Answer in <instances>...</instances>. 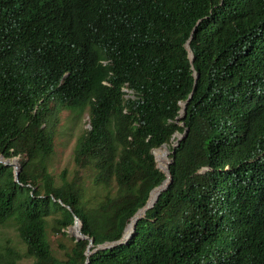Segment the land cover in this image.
<instances>
[{
  "label": "trees",
  "instance_id": "16d2710c",
  "mask_svg": "<svg viewBox=\"0 0 264 264\" xmlns=\"http://www.w3.org/2000/svg\"><path fill=\"white\" fill-rule=\"evenodd\" d=\"M64 110L88 113L72 180L50 170ZM185 129L168 188L87 264H264V0H0V155L21 166L0 163V264H83L87 239L49 241L75 216L91 250L120 239Z\"/></svg>",
  "mask_w": 264,
  "mask_h": 264
},
{
  "label": "rangeland",
  "instance_id": "374dc122",
  "mask_svg": "<svg viewBox=\"0 0 264 264\" xmlns=\"http://www.w3.org/2000/svg\"><path fill=\"white\" fill-rule=\"evenodd\" d=\"M74 113L75 112L71 110H64L59 116V128L55 141V155L52 159L50 168L51 172L57 175V177H60V174L62 172H65L70 180L83 173L78 172L77 167L74 165L72 153L78 137L85 131V129L89 127L87 111H85L80 116H76L75 118ZM162 152V149L156 151L157 167L165 166L160 162V159L158 158L162 154ZM168 157L170 159V155H168ZM170 164L166 163V165H168V171ZM160 170L163 172L162 169ZM208 170L209 168H204L202 170V173ZM70 232L71 227L68 229V237H63L60 234L52 233L49 236L50 244L52 245V248L56 255L59 257L64 254L65 250L58 245L64 244L65 246H68L70 244V237L73 238ZM8 242L17 243L15 231L8 225H0V247L6 245ZM17 264H31V260L23 259Z\"/></svg>",
  "mask_w": 264,
  "mask_h": 264
},
{
  "label": "water",
  "instance_id": "95a60500",
  "mask_svg": "<svg viewBox=\"0 0 264 264\" xmlns=\"http://www.w3.org/2000/svg\"><path fill=\"white\" fill-rule=\"evenodd\" d=\"M189 42L190 41L188 40V42L185 45V48H186V50L188 52V56H189V59H190V64H191V66H193L194 56H193V53H192V51L190 49ZM195 78L197 79L198 75H195ZM187 101H185L183 103V109L181 110V115L182 116L185 115V109H186ZM179 117H181V116H179ZM181 125L183 126L184 124L182 123ZM187 134H188V130L187 129L184 131L183 134H177V135L174 134V137L176 139H175L173 148H175L178 145V142L182 138H185L187 136ZM160 149H162L163 152L158 158L160 159V162L165 161V166H159L158 168L163 170V173H165V176H166V180H164L163 183L160 186L154 188L150 192V195H149V198H148L146 204L144 205V207L139 209L132 216V218L130 219V221L127 224L126 228L124 229V232H123L121 238L118 241L105 242V243L99 245L96 249H102V250L109 249V248H112V247H115V246H118V245H122L127 239H129L132 236V233L135 231V228H136L138 220L140 218L144 217L146 211L151 209L153 207V205L155 204V202L158 200V197H159L160 193L168 187V184L171 182V176H170V173L168 171V165H166V163L167 164H170V163L172 164L173 163V158L169 159L168 155L169 154H174V151H169V149L165 145H162L161 147L153 150V154H154L155 158H156V151L160 150ZM18 160H19L18 156L14 157L12 159H6V158L3 157V155H0V163L4 164V165H7V166H11L14 169V177H15V181L16 182L18 181V174H19V172L21 170V166H20ZM156 161H157V159H156ZM81 227H82V224H81L80 220L75 216L74 223L71 226V232L70 233H71V236L76 239V241H79L81 239H87L88 240V245H87V248H86V251H85L86 260L83 263V264H87L89 255L92 252H94L96 249L91 250V248L93 246V238H90V237L84 235L81 232Z\"/></svg>",
  "mask_w": 264,
  "mask_h": 264
},
{
  "label": "clouds",
  "instance_id": "9594fccd",
  "mask_svg": "<svg viewBox=\"0 0 264 264\" xmlns=\"http://www.w3.org/2000/svg\"><path fill=\"white\" fill-rule=\"evenodd\" d=\"M189 41H190V39H189ZM187 42H188V41H187ZM189 44H190V42H189ZM190 49H191V47H190ZM193 56H194V55H193ZM188 58H189V56H188ZM194 59H195V57H194ZM189 61H190V59H189ZM193 64H194V62H193ZM190 65H191V64H190ZM191 67H192V69H194L193 66H191ZM195 75H197V74L194 72V73H193L194 79H196V78H195ZM189 98H190V97H189ZM186 101H187V100H186ZM184 102H185V101H184ZM182 105H183V104H182ZM186 105H187V104H186ZM182 109H183V107H182ZM179 116H181V117H179ZM179 116H178V119H182L185 115L182 116V115H181V111H180V115H179ZM179 124H180V123H179ZM181 124H182V123H181ZM181 124H180V126H182ZM185 130H186V129H185ZM175 134L177 135V134H183V133H175ZM175 139H176V138H175L174 135H173V136H172V150H170L166 144H163V145H165V146L169 149V151H174L173 146H174ZM182 139H184V138H182ZM182 139H181V140H182ZM178 143H179V142H178ZM161 146H162V145H161ZM161 146H160V147H161ZM176 147H177V146H176ZM158 148H159V147H158ZM155 149H157V148H155ZM153 150H154V149H153ZM153 150H152V154H153ZM169 155H170V158H172V157H171L172 154H169ZM153 156H154V154H153ZM154 158H155V157H154ZM11 159H12V158H11ZM156 162H157V161H156V158H155V163H156ZM172 164H173V163H172ZM170 165H171V164H170ZM156 167H157V164H156ZM157 168H158V167H157ZM204 168H209V167H208V166H203L202 170H203ZM158 169H159V168H158ZM202 170H201V173H202ZM209 170H210V168H209ZM209 170H208V171H209ZM169 173H170V172H169ZM204 174H205V172L202 173V175H204ZM170 176H171V175H170ZM165 178H166V176H165ZM164 180H165V179H164ZM164 180H163V181H164ZM163 181L161 182V184L163 183ZM171 181H172V178H171ZM170 183H171V182H170ZM170 183H169V184H170ZM161 184H160V185H161ZM169 184H168V186H169ZM160 185H158V186H160ZM158 186H156V187H158ZM156 187H154V188H156ZM154 188H153V189H154ZM167 188H168V187H167ZM167 188H166V189H167ZM153 189H152V190H153ZM166 189H165V190H166ZM152 190H151V191H152ZM165 190H163L162 192H164ZM151 191H150V192H151ZM150 192H149V195H150ZM162 192H161V193H162ZM161 193H160V195H161ZM160 195H159V196H160ZM148 198H149V196H148ZM158 198H159V197H158ZM147 200H148V199H147ZM157 201H158V200H157ZM157 201H156V202H157ZM146 202H147V201H146ZM156 202H155V203H156ZM145 204H146V203H145ZM145 204H144V205H145ZM154 205H155V204H154ZM154 205H153V207H154ZM142 207H144V206H142ZM142 207H141V208H142ZM153 207H152V208H153ZM141 208H139V209H141ZM152 208H151V209H152ZM139 209H138V210H139ZM138 210H137V211H138ZM149 210H150V209H149ZM137 211H136V212H137ZM147 211H148V210H147ZM147 211H146V212H147ZM136 212H135V213H136ZM145 216H146V213H145L144 217H142V218H140V219L145 218ZM131 218H132V217H131ZM131 218H130V219H131ZM130 219H129V221H130ZM140 219H139V220H140ZM139 220H138V221H139ZM129 221L127 222V224L129 223ZM137 223H138V222H137ZM127 224H126V226H127ZM126 226H125V228H126ZM136 226H137V225H136ZM125 228H124V229H125ZM135 229H136V228H135ZM123 232H124V231H123ZM133 233H134V232H133ZM133 233H132V234H133ZM122 234H123V233H122ZM121 236H122V235H121ZM120 238H121V237H120ZM130 238H131V237H130ZM130 238H129V239H130ZM129 239H127L123 244H125ZM118 240H119V239H118ZM118 240H117V241H118ZM112 242H113V241H112ZM104 243H105V242H104ZM102 244H103V243H102ZM100 245H101V244H100ZM98 246H99V245H98ZM98 246H96L94 249H96ZM109 249H110V248H109ZM96 250H102V249H96ZM96 250H95V251H96ZM104 250H105V249H104ZM95 251H94V252H95Z\"/></svg>",
  "mask_w": 264,
  "mask_h": 264
},
{
  "label": "bare ground",
  "instance_id": "6f19581e",
  "mask_svg": "<svg viewBox=\"0 0 264 264\" xmlns=\"http://www.w3.org/2000/svg\"><path fill=\"white\" fill-rule=\"evenodd\" d=\"M165 162V161H164ZM206 179V178H205ZM129 228V227H128Z\"/></svg>",
  "mask_w": 264,
  "mask_h": 264
}]
</instances>
